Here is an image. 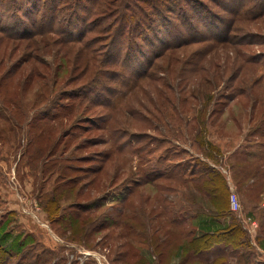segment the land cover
I'll return each instance as SVG.
<instances>
[{
	"label": "rangeland",
	"instance_id": "1",
	"mask_svg": "<svg viewBox=\"0 0 264 264\" xmlns=\"http://www.w3.org/2000/svg\"><path fill=\"white\" fill-rule=\"evenodd\" d=\"M12 1L0 0V23L7 33L17 21L10 19L9 8L17 6L12 10L17 12L23 5L21 0ZM116 1L99 6L93 18L101 19L103 11L121 2ZM174 1L190 13L194 29L185 28L177 13L167 11L176 23L170 29L171 39L180 40L166 52L168 57L153 59L146 66L148 76L141 74L119 89L116 79L121 74L108 68L107 78L103 74L101 85L91 88L98 92L89 95L91 101L78 103L79 96L65 97L90 82L78 69L66 72L70 62L79 58L74 53L80 44L70 49L52 43L40 45L36 52L26 51L38 60L42 78L26 81L23 95L17 96L19 111L0 105V264H256L257 256L264 258L259 243L264 228L258 220L253 244V231L242 222L248 216L250 197L254 198L247 179L264 171L260 169L264 163V0H202L216 12L208 26L186 0ZM239 3L243 11L228 13L225 7L235 9ZM82 4L91 7L85 0ZM84 8L78 6L77 12L84 15ZM67 13V8L60 9L61 19ZM97 29L86 36L92 39L93 59L103 53L112 59L114 48L107 36L98 38L101 30ZM25 42L9 40L0 32V51L5 44L16 50V55L0 60V75ZM126 63L132 67L135 62ZM69 103L71 108H62ZM104 124L108 130L100 129ZM151 125L159 129L145 130ZM136 140L149 144L145 161L127 151L137 145ZM111 144L117 150L111 151ZM209 154L212 158L206 157ZM198 158L209 165L217 163L228 196L230 192L237 196L239 212L229 209L217 214L192 181L166 179L146 188L151 196L148 204L136 191L127 198L124 213L119 211L121 199L141 170L167 166L168 172L179 175L184 173L182 167L186 173L194 169ZM102 163L97 179L88 181L94 176L93 168ZM231 223L237 230L227 231ZM207 232L214 233V245L193 252L186 239ZM228 234L241 239L230 246ZM246 248L255 255H247Z\"/></svg>",
	"mask_w": 264,
	"mask_h": 264
},
{
	"label": "trees",
	"instance_id": "2",
	"mask_svg": "<svg viewBox=\"0 0 264 264\" xmlns=\"http://www.w3.org/2000/svg\"><path fill=\"white\" fill-rule=\"evenodd\" d=\"M19 1L20 0H13L12 2L13 4H16ZM41 1H44L42 2L43 4ZM85 1L89 2L91 7L84 8L82 0H21L23 5L19 3L20 5H18V9H16L18 13H21V17H19L16 11H12L14 10L13 8L17 6L9 8V10H11L10 19H17V21L14 22V27H11L10 33H7V29H3L5 24L0 23V32L4 33L5 38L9 40H24L26 42L24 44L22 43V47L20 46L21 53L17 55L10 66L6 67V70L1 74L2 76L0 75V105L3 108L5 107L6 109H10L11 112L19 111L17 109V105L21 104V100H17V96L20 97L23 95L21 92L26 86V81L32 83L35 78H42L40 76L41 72H39L40 69L38 63H36L38 60L34 55H32V53L26 52H36L40 45L45 47L47 45H51L52 43H58L63 47H68L71 49L76 44H80L81 47L75 50L74 53V56L79 58L77 61L74 60V63L70 62V69H68L66 72H71L72 70L78 69L82 74H84V79L90 77V82L87 83L88 85H83L79 89V92L71 93L65 97L74 100L77 98V96H79L80 98L77 101L78 103H82V101H85V99H89V101H91L89 97L91 93L94 95L95 93L98 94L97 91H93L91 88H97L99 85H101V79L103 78L102 76L104 74L105 77V72L108 71V68L118 69V72L121 74V76L125 74L124 76H120L118 79H116L119 89V86L121 85L120 88H122V85H125L126 82L128 84H133L132 82L137 77H139V75L141 76V74L148 76L149 72H147V67L149 68V66L152 64L153 59L158 57H168L166 52L180 40L178 39L176 40L177 42H174L173 40L175 39H171L172 35L170 33V29L176 27V23L171 17L168 16L167 11H171L174 14L177 13L176 16L179 17L180 22L185 26V28L190 30V28L193 27L194 29L195 27L193 25L195 23L191 20V15L188 13L187 9L184 6L179 5L174 0H169L171 1L168 2L169 4L163 0H140L143 2L141 5L138 4V2L135 3L136 0H121L119 5L117 4L114 9L107 12L103 11L101 19H96V17L93 18V15L97 14V9L99 6L104 5L106 1L111 3V0ZM186 1L188 6L191 7L194 15L198 16V18L204 22L205 26L212 25L213 18L216 16L215 11H212V9L202 0ZM241 2H243V0ZM116 3H118V0ZM132 4L134 5L133 7H131ZM78 6H82L84 8V15L77 12ZM64 7L68 9V13L66 18L61 19L62 16L59 15V13L60 9H63ZM225 8L228 13L231 14L239 13L244 9L241 3L235 6V9H232L230 6ZM135 11H137V14L134 13ZM152 15H155L156 17H152ZM26 20H28V23ZM94 28L101 30V35L98 38L104 39L106 38L104 36H107V39L109 40L108 45L111 42L109 46L112 45V48H114V55L112 59L109 57V53H103L101 58L98 59V57L96 58L95 56V60L93 59L92 54L94 55V49H91L90 47V42L92 39L87 40L88 38H86V36L93 32ZM117 31L119 33H115ZM176 38H178L177 35ZM191 38L193 40H197L196 35H191ZM214 38L218 39V34L215 35ZM2 40L5 39L3 38ZM144 44L149 45V49L146 50L144 47H142ZM15 52L16 50L14 49V45H3L2 51H0V60L6 55H10V57L16 55ZM117 53L118 56L116 57L115 55H117ZM140 56H143L144 59H140ZM80 59L84 62V64H82ZM128 60H133L135 62L133 63L132 67H126V61ZM91 61L93 64H91ZM41 62L44 63L42 60ZM127 68L129 69L128 71ZM9 77H11V79ZM120 78L122 80L124 79L123 84ZM10 105L13 107L11 108ZM57 105L61 106L60 104ZM64 107L71 108L72 106L69 103L62 108L64 109ZM53 117L54 116L51 118ZM204 123L205 120L202 121V125ZM79 128L86 130V127L83 125H79ZM105 128L108 130L105 124L103 127H100V129ZM165 128L166 127H164V129ZM151 129L158 130L159 128L152 125L145 128L147 131H150ZM261 133L264 137V128L262 129ZM108 136H110L109 138H113L110 133H108ZM134 137L138 138L137 135H134ZM104 140H106V138L103 139V142H106ZM133 142L135 141L133 140ZM136 142H138L136 143L137 145L132 147L133 149L128 147L129 149H127V151L135 155L138 160L145 161L143 154L145 153V149L149 144L139 140H136ZM199 144L201 145L203 142ZM207 144L209 145L210 143ZM125 147V144L121 145L122 149H125ZM112 148L115 150L117 147H114L111 144V151ZM109 154L111 155L110 151ZM147 154L148 153H146V155ZM209 155H206V157L212 158V156ZM196 160L197 162L194 169H189L188 173H186L187 170L182 167L180 169L181 171L183 170L184 173L179 175L168 172L167 166V168L164 167V169H157L154 166H151L147 170H141V172L137 174L139 177L128 189V195L121 199L120 204L122 205V208H120L119 211L124 213L125 207L127 205V198L134 195L136 191H140L141 196H143L144 200L142 203L148 204L151 196L150 193H148V189L146 188L153 187V182L158 179H166L177 180L181 182H186L187 180L192 181L196 190L201 193H205L208 202L212 206V211H217V214L229 212L228 187L224 176L215 166L217 163H213L214 165H209L206 161L199 158ZM103 165L104 164L102 163L100 167L98 166L93 168L94 176L88 181L94 182L97 179L95 174L103 169ZM179 166V164L175 165L174 168ZM68 181L69 179H67V182ZM77 206L85 207L86 205L78 204ZM230 225L232 229H227V231L237 230V226L234 223H231ZM215 238L216 237H214V233L207 232L201 235H192L186 240L189 248L193 252L198 253L211 248V246H213L216 242ZM240 239V236L236 237L232 236L231 234L226 236V240L230 242H233L234 240L239 241ZM126 257L127 252L123 255V260H125L124 258Z\"/></svg>",
	"mask_w": 264,
	"mask_h": 264
},
{
	"label": "crops",
	"instance_id": "3",
	"mask_svg": "<svg viewBox=\"0 0 264 264\" xmlns=\"http://www.w3.org/2000/svg\"><path fill=\"white\" fill-rule=\"evenodd\" d=\"M210 165H213L210 164ZM264 163H262L260 165V169L264 170ZM258 168H255V170H257ZM229 182V181H228ZM247 185L250 186V193L254 195L253 197H250V204L249 207H247V213L248 216L245 218H243L244 221H242L243 223L246 222V224L249 227L250 232L253 231L251 233V243L254 244V240H255V235H256V229L258 227V223L257 221L259 220L260 225H262V228H264V171L260 172L258 175H253L251 174L249 176V178L247 179ZM258 186L259 189H255ZM252 198V200H251ZM252 226H256V227H252ZM259 238H260V245H261V250L264 251V233H259ZM230 244V246L235 245L237 242L236 240H234L233 242L228 241ZM247 249V248H246ZM247 255H251L252 257L255 255L254 251H252L251 248L247 249ZM259 259H256V258ZM254 261L256 264H260L261 262H264V258H261L259 256H257ZM261 261V262H260ZM260 262V263H259ZM253 264V263H252ZM263 264V263H262Z\"/></svg>",
	"mask_w": 264,
	"mask_h": 264
},
{
	"label": "built area",
	"instance_id": "4",
	"mask_svg": "<svg viewBox=\"0 0 264 264\" xmlns=\"http://www.w3.org/2000/svg\"><path fill=\"white\" fill-rule=\"evenodd\" d=\"M228 204H229V209L235 212L240 211V204L238 202L237 196L234 192H230L228 196Z\"/></svg>",
	"mask_w": 264,
	"mask_h": 264
}]
</instances>
